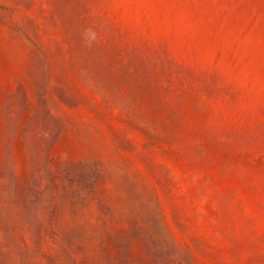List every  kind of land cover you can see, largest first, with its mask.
I'll return each instance as SVG.
<instances>
[{
	"label": "rangeland",
	"instance_id": "rangeland-1",
	"mask_svg": "<svg viewBox=\"0 0 264 264\" xmlns=\"http://www.w3.org/2000/svg\"><path fill=\"white\" fill-rule=\"evenodd\" d=\"M0 264H264V0H0Z\"/></svg>",
	"mask_w": 264,
	"mask_h": 264
}]
</instances>
